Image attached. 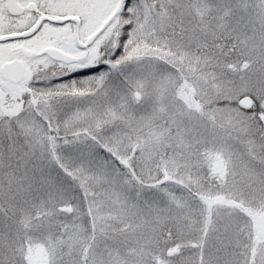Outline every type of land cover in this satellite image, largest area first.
Masks as SVG:
<instances>
[{"label":"snow or ice","instance_id":"obj_1","mask_svg":"<svg viewBox=\"0 0 264 264\" xmlns=\"http://www.w3.org/2000/svg\"><path fill=\"white\" fill-rule=\"evenodd\" d=\"M0 264H264V0H0Z\"/></svg>","mask_w":264,"mask_h":264}]
</instances>
